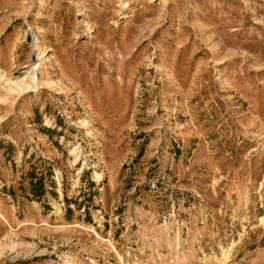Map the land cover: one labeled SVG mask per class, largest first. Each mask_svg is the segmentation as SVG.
I'll list each match as a JSON object with an SVG mask.
<instances>
[{
    "label": "rangeland",
    "instance_id": "374dc122",
    "mask_svg": "<svg viewBox=\"0 0 264 264\" xmlns=\"http://www.w3.org/2000/svg\"><path fill=\"white\" fill-rule=\"evenodd\" d=\"M0 62V264H264V0H0Z\"/></svg>",
    "mask_w": 264,
    "mask_h": 264
},
{
    "label": "bare ground",
    "instance_id": "6f19581e",
    "mask_svg": "<svg viewBox=\"0 0 264 264\" xmlns=\"http://www.w3.org/2000/svg\"><path fill=\"white\" fill-rule=\"evenodd\" d=\"M0 64H1V62H0ZM0 68H1V66H0ZM33 81H34V87L35 88H37L39 85H38V79H33Z\"/></svg>",
    "mask_w": 264,
    "mask_h": 264
}]
</instances>
